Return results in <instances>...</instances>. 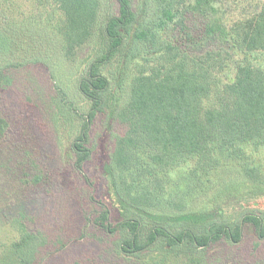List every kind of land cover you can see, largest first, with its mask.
<instances>
[{"label":"trees","instance_id":"1","mask_svg":"<svg viewBox=\"0 0 264 264\" xmlns=\"http://www.w3.org/2000/svg\"><path fill=\"white\" fill-rule=\"evenodd\" d=\"M49 1L63 15L59 32L66 37V48L73 38L78 47L87 42L97 21L99 0ZM115 2L116 14L104 27V40L109 47L103 58L92 63L84 78L91 109L83 116L82 125L76 119L77 124L72 122L67 128L68 134L77 132L71 144L75 155L73 169L92 187L85 167L92 156L89 144L94 121L103 115L124 127V132L114 137L104 170L106 179L111 180L122 221L114 224L108 205L95 200L98 209L93 219L89 218L93 226L107 235L120 234L119 251L131 255L147 251L157 241L158 254L176 251L167 248L182 240H187L191 247L204 248L223 237L237 242L242 235L241 224L250 225L263 238L264 211L263 216L242 214L241 221L236 222L221 214L220 205L229 191H235L230 195L234 196L232 199L249 196L244 195L250 193L248 186L235 185L236 179L240 181L256 173L259 180L264 171V3L156 0L154 11L145 16V6L139 0ZM171 23L175 24V31L168 34ZM11 42L12 35L6 29L0 30V46ZM113 60L116 61L111 65L118 63L116 73L121 77L117 85L128 83L130 89L119 112L109 104L112 70L105 67ZM132 66L138 71L133 73ZM19 67L22 64L16 68ZM2 68L0 87L5 88L12 79L10 67ZM47 109L54 124L56 108L51 103ZM69 123L70 119L65 117L64 124ZM6 127L0 112V136ZM220 166L230 167L219 170ZM114 170L122 179L120 194L115 191ZM199 170L215 174L214 178L220 175L223 180L209 197L213 199L216 192L224 194L218 200V209L206 201L186 221L178 220L185 215H165V200L171 193L178 197L177 204L184 205L190 185H205ZM192 171L195 176H191ZM38 173L26 174L27 182L40 184ZM151 180L156 185L146 200L142 186ZM258 190L264 192V188ZM191 194L190 189L189 205ZM124 197L153 213L125 205L121 201ZM127 237L130 240L123 245ZM46 238L23 228L8 264H40Z\"/></svg>","mask_w":264,"mask_h":264},{"label":"rangeland","instance_id":"2","mask_svg":"<svg viewBox=\"0 0 264 264\" xmlns=\"http://www.w3.org/2000/svg\"><path fill=\"white\" fill-rule=\"evenodd\" d=\"M140 1L145 6V16L153 12L157 4L156 0ZM116 11L115 0H99L97 21L89 40L78 47L73 38V43L66 48V37L59 32L63 15L49 0H0V30L6 29L13 37L12 45L0 46V67H10L8 73L12 79L10 85L0 87V112L7 123L5 133L0 136V264H8L12 247L20 239L23 228L47 237L40 264H264V237L259 238L248 224H241L242 235L237 242L223 237L204 248L191 247L187 240H182L178 241L179 245L167 248L176 251L158 254L155 248L160 241H157L147 251L133 255L119 251L120 234L107 235L93 226L89 218L93 219L98 209L95 200L108 205L114 224L122 221L111 180L106 179L104 170L114 137L122 134L124 127L103 115L94 121L89 144L92 156L85 167L92 187L73 169L75 155L71 144L77 132L68 134L67 128L72 122L82 125L83 116L91 109L84 78L92 63L106 54L109 45L105 44L104 27ZM143 14L140 13L141 18ZM175 27L171 23L167 33L175 31ZM114 61L105 69L112 70L109 71L113 89L109 104L119 112L127 102L130 89L128 83L117 85L121 77L116 73L118 63L111 65ZM21 64L22 67L16 68ZM132 67L133 73L138 71ZM51 103L56 108L54 124L58 127L52 124L48 113L47 105ZM65 117L70 119L68 125L64 124ZM224 167L230 166H220L219 170ZM199 171L205 185H190L184 205L177 204L178 197L171 193L165 200V215H185L178 220L186 221L194 211H200L206 201L218 209V200L224 194L216 192L213 199L209 197L223 180L220 175L214 178L215 174ZM34 172H39L40 184L27 182L26 174ZM252 174L240 179L242 185L236 179L235 185L248 186L250 193L244 195L249 196L234 200L230 195L235 191H229L220 205L223 216L233 217L236 222L241 221L242 214L263 216L264 192L258 189L264 188V171L259 180L256 173ZM113 175L115 191L120 194L122 179L116 170ZM191 176H195V171ZM155 185L151 180L142 186L144 199L147 200ZM190 189L191 205L187 204ZM129 199L124 197L121 201L147 214L153 213L141 205L131 204ZM161 239L166 243L163 236ZM128 240L130 237L123 245ZM124 248L130 249L129 246Z\"/></svg>","mask_w":264,"mask_h":264}]
</instances>
